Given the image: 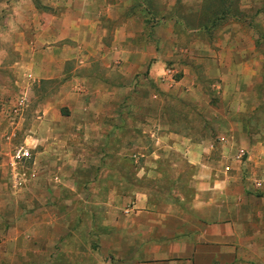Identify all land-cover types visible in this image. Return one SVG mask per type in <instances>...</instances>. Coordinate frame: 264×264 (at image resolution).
<instances>
[{
    "label": "rangeland",
    "instance_id": "374dc122",
    "mask_svg": "<svg viewBox=\"0 0 264 264\" xmlns=\"http://www.w3.org/2000/svg\"><path fill=\"white\" fill-rule=\"evenodd\" d=\"M261 13L246 20L257 33L258 64L224 68L237 81L225 90L226 100L239 106L213 111L215 80L200 88L203 113L168 93L163 104L150 96L158 91L147 78L155 70L136 73L143 89L133 91L134 100L125 95L117 146L100 148L99 157L98 146L81 148V137L68 131L71 122L61 119L69 108L57 106L59 86H33L9 69L0 72V264H159L162 231L171 223L166 217L180 212L189 219H236V242L257 229L262 240L264 8ZM166 68L180 77L172 66L160 74Z\"/></svg>",
    "mask_w": 264,
    "mask_h": 264
},
{
    "label": "crops",
    "instance_id": "0c3cea01",
    "mask_svg": "<svg viewBox=\"0 0 264 264\" xmlns=\"http://www.w3.org/2000/svg\"><path fill=\"white\" fill-rule=\"evenodd\" d=\"M37 1L43 6H35ZM263 8L264 0H0V72L9 69L15 80L33 86H59L57 106L69 108L61 119L71 122L68 131L81 137V148L98 146L99 157L100 148L117 146L126 97L134 100L133 91L143 89L136 73L155 70L147 75L158 89L150 96L163 104L168 93L184 108L202 105L206 96L200 88L215 80L219 107L213 111L239 106L226 100L225 90L237 81L224 68L258 64L257 33L246 20L258 19ZM223 12L225 22L218 24ZM163 66L178 70L176 82L158 81ZM76 103L78 112L72 107ZM144 128L152 133L150 126ZM178 216L166 217L171 223L162 231L159 264H264V236L261 240L258 229L236 242L241 223L236 219Z\"/></svg>",
    "mask_w": 264,
    "mask_h": 264
},
{
    "label": "built area",
    "instance_id": "2783aa9c",
    "mask_svg": "<svg viewBox=\"0 0 264 264\" xmlns=\"http://www.w3.org/2000/svg\"><path fill=\"white\" fill-rule=\"evenodd\" d=\"M175 74L176 72L173 70V69H169V68H166L162 71V73L160 74L159 76V82L161 83H164V84H172L174 82H176L175 80ZM21 156L23 157H27L28 156V152L25 151L21 154Z\"/></svg>",
    "mask_w": 264,
    "mask_h": 264
}]
</instances>
